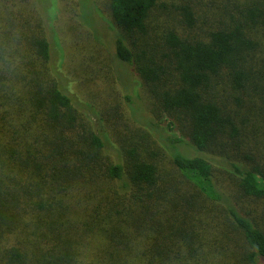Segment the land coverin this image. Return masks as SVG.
I'll return each mask as SVG.
<instances>
[{"label":"trees","instance_id":"obj_1","mask_svg":"<svg viewBox=\"0 0 264 264\" xmlns=\"http://www.w3.org/2000/svg\"><path fill=\"white\" fill-rule=\"evenodd\" d=\"M56 33L120 103L80 110ZM252 200L264 0H0V264H264Z\"/></svg>","mask_w":264,"mask_h":264},{"label":"rangeland","instance_id":"obj_2","mask_svg":"<svg viewBox=\"0 0 264 264\" xmlns=\"http://www.w3.org/2000/svg\"><path fill=\"white\" fill-rule=\"evenodd\" d=\"M64 11H65L64 8L61 7L59 14V21L57 22L58 31L61 32V36H63L64 33L66 34L71 33L72 36L78 34L75 31L76 29L75 24L73 23L72 20H70V17L68 20V24L64 22V19H66L64 17L65 14ZM59 39L60 38L58 37V34L57 33L56 35L54 34V44H56L57 46H56V51H54L53 53L52 64L55 67H65L70 77L74 79L75 78L78 79L79 80L78 84L83 85L84 91H80V89L77 91L73 90L71 86L74 87L75 85L74 84H70L71 86L69 85L71 89L70 93L71 95L75 96V98H77V106L79 108L81 107L80 110L83 111V109H86L88 112L89 108L86 106L95 105L97 110L100 111L102 108L106 106V104H110L114 101L120 103L121 101L119 99H114L113 97L111 98V96L108 93V92L111 93V91L107 89H105L106 90L105 91L103 88H100V86L97 87V85H100L98 78H100L103 73L102 71H100L102 67L95 66V59H97L98 52L94 49V47L92 48L91 46L88 47L89 45H87V43L84 42L82 37H77L76 46L73 49L67 47L64 50ZM91 49H94L95 52H92ZM88 51H89V55H88ZM125 71L124 72L122 71L123 78H120V80L122 82L124 80L125 84L131 83L132 82L131 78H133L132 71L130 68L127 67ZM134 82L135 81H133V83ZM132 84L129 87H131ZM117 89L119 88L117 87ZM119 90L124 93L122 89ZM136 92H137L136 93L137 99L139 100L140 98L141 102H143V99L141 97V95L143 94V92H141V87H139L138 91L136 90ZM80 95H81V99H80ZM82 96L85 99V101L83 100ZM109 96L110 99L106 98ZM92 114L95 115L96 113H92ZM159 142L161 145L163 144L162 141ZM242 202H243V207L246 208V211L250 212L251 216L254 217L257 221H259L261 227L264 229V214H263L262 205L253 200L248 202L246 201H242Z\"/></svg>","mask_w":264,"mask_h":264}]
</instances>
